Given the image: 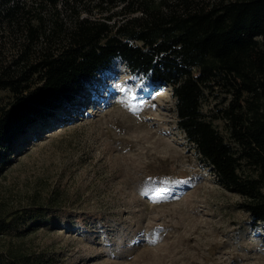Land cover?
Segmentation results:
<instances>
[{
  "label": "rangeland",
  "instance_id": "obj_1",
  "mask_svg": "<svg viewBox=\"0 0 264 264\" xmlns=\"http://www.w3.org/2000/svg\"><path fill=\"white\" fill-rule=\"evenodd\" d=\"M13 2L0 0V14ZM57 8L43 13L47 31L72 24L70 7ZM2 32L9 56L13 39ZM70 93L7 154L0 214L32 217L20 236L0 235V251L12 240L56 264H264V230L177 126L169 86L155 88L115 58ZM221 97L207 95L201 110L212 115ZM13 99L0 88V111ZM213 123L227 138L223 121Z\"/></svg>",
  "mask_w": 264,
  "mask_h": 264
},
{
  "label": "trees",
  "instance_id": "obj_2",
  "mask_svg": "<svg viewBox=\"0 0 264 264\" xmlns=\"http://www.w3.org/2000/svg\"><path fill=\"white\" fill-rule=\"evenodd\" d=\"M59 1L72 24L57 21L47 31L43 13L59 14ZM0 20L13 39L9 56L0 51V88L14 95L0 111V175L28 128L52 118L73 101L72 89L119 58L155 88H171L177 126L264 230V0H14ZM214 91L225 104L207 115L201 104ZM9 212L0 214V235L20 236L32 215L18 221ZM55 259L21 241L0 251V264Z\"/></svg>",
  "mask_w": 264,
  "mask_h": 264
}]
</instances>
